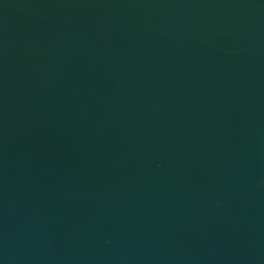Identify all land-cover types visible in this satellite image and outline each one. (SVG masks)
<instances>
[{
	"label": "water",
	"instance_id": "obj_1",
	"mask_svg": "<svg viewBox=\"0 0 264 264\" xmlns=\"http://www.w3.org/2000/svg\"><path fill=\"white\" fill-rule=\"evenodd\" d=\"M0 264H264V0H0Z\"/></svg>",
	"mask_w": 264,
	"mask_h": 264
}]
</instances>
